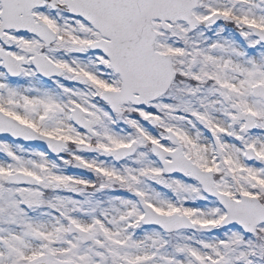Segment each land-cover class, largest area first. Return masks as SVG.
<instances>
[{"label": "snow or ice", "instance_id": "6c2138e0", "mask_svg": "<svg viewBox=\"0 0 264 264\" xmlns=\"http://www.w3.org/2000/svg\"><path fill=\"white\" fill-rule=\"evenodd\" d=\"M0 264H264V0H0Z\"/></svg>", "mask_w": 264, "mask_h": 264}]
</instances>
